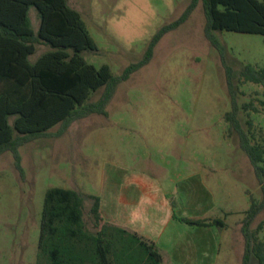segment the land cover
I'll use <instances>...</instances> for the list:
<instances>
[{"label":"rangeland","instance_id":"374dc122","mask_svg":"<svg viewBox=\"0 0 264 264\" xmlns=\"http://www.w3.org/2000/svg\"><path fill=\"white\" fill-rule=\"evenodd\" d=\"M189 2L70 0L69 5L79 12L97 47L84 50V59L96 67L106 64L113 75H119L141 59L155 31L175 20ZM28 15L36 30V10L31 7ZM204 23L199 1L185 22L161 37L151 60L117 85L106 115L91 114L72 122L59 137L23 144L19 148L23 176L15 169L10 151L0 155V264H50L47 254L39 255L38 237L44 195L51 187L73 189L84 198L85 225L78 229L74 244L64 245L65 264H99L98 230L118 251L115 264H148L140 262L144 250L129 226H138L145 199L133 189L132 199L120 202L126 185L138 188L132 182L135 178L157 181L169 201L186 200L188 207L179 215L222 220L225 225L217 229L219 248L211 264H241V220L261 192L253 167L224 118L232 106L222 57L234 70L237 117L244 127L251 121V143L264 145V87L238 74L243 65H262L264 36L214 31L223 46L221 56L205 38ZM50 49L37 44L29 61ZM101 92L102 87L91 92L86 101L96 100ZM243 103L251 106L242 108ZM14 117L9 116L10 123ZM57 128L54 125L50 131ZM90 195L99 197L98 222L90 211ZM107 203L114 220L103 209ZM160 210L155 226L161 229L167 214ZM118 212L129 215V225L119 227ZM263 222L264 208L251 224L261 241L264 226H258ZM192 227L197 228L187 229ZM137 236L151 244L138 231ZM165 257L162 264H167Z\"/></svg>","mask_w":264,"mask_h":264},{"label":"trees","instance_id":"16d2710c","mask_svg":"<svg viewBox=\"0 0 264 264\" xmlns=\"http://www.w3.org/2000/svg\"><path fill=\"white\" fill-rule=\"evenodd\" d=\"M201 1L205 17L203 33L222 56L223 46L214 31H233L264 36V0H190L183 12L170 23L160 26L150 37L141 59L113 75L106 64L99 67L88 63L84 50L96 51L79 12L67 0H0V155L10 151L15 169L23 176L19 148L40 137H59L75 120L91 114L106 115V106L117 85L134 71L146 65L155 45L168 31L185 22ZM33 7L38 16L36 30L28 16ZM37 44L51 49L29 61ZM226 85L231 97V110L224 114L229 132H235L238 145L247 155L257 179L261 197L252 199L241 220L243 252L241 264H264V241L257 238L251 224L264 208V145L250 141L251 121L244 127L237 117L234 70L222 57ZM244 80L264 87V61L260 67L246 64L238 71ZM102 87L96 100L86 101L89 94ZM251 106L243 103L242 108ZM14 115L12 123L9 116ZM58 125L56 131L50 128ZM95 219L101 220L99 197L90 195ZM83 196L73 189L51 187L45 192L40 217L39 255L47 254L50 264H65L62 252L67 242L75 243L78 229H83ZM179 221L196 226L223 225L219 219L204 220L175 216ZM95 222V223H97ZM94 223V224H95ZM264 226V222L259 225ZM120 231H124L122 228ZM95 251L99 264H115L118 251L106 243L102 230L97 231ZM143 247L140 262L162 264L159 252L134 236ZM110 238V237H109ZM62 240V243H61ZM67 245V244H66ZM134 253L128 256L134 257Z\"/></svg>","mask_w":264,"mask_h":264},{"label":"crops","instance_id":"0c3cea01","mask_svg":"<svg viewBox=\"0 0 264 264\" xmlns=\"http://www.w3.org/2000/svg\"><path fill=\"white\" fill-rule=\"evenodd\" d=\"M69 2L70 0H67L68 5ZM69 6L72 9H75V7L71 5ZM132 182L133 185H137L136 187L138 188L126 185V187H124L125 194L120 198V202L126 204L132 199L134 194L133 189L139 190L141 192V198L144 197L145 199L138 212L141 219L138 226L132 224L129 225V215L125 212H118L116 214L117 220H120L122 223L119 227H124L123 225L128 224L136 235L138 231L139 234H141V237H145L151 242L156 250L158 249L162 261L163 256H166L164 260L167 264H211L214 260L212 257H216L215 254L219 248V233L217 232V229L223 227L225 225L224 222L221 220L223 225L214 224L209 226H197V228L192 227L191 231L189 228L187 229L190 224L179 221L175 216L204 219L208 221H210V219L214 220L218 218L208 217L206 215H199L197 217L179 215L178 212L180 209L184 210L188 207L186 200H183L179 204L173 200L169 201L166 194H163L158 182L155 180L150 183L135 178ZM108 206L107 203L106 208L102 207L105 213L110 216V220H114L113 218L115 217V214H112ZM100 207L101 204L99 206V213L101 210ZM160 209L163 210L162 212H165V215L167 214V223L161 229L158 226H155L157 220L155 214H158L159 216ZM151 215L154 216V218H150ZM150 222H153V224ZM182 224L186 226L182 227Z\"/></svg>","mask_w":264,"mask_h":264}]
</instances>
